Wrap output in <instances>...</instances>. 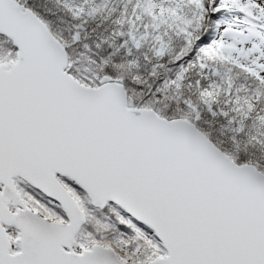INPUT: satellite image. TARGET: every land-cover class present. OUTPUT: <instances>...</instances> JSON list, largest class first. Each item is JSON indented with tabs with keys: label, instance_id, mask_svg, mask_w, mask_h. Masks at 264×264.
Returning <instances> with one entry per match:
<instances>
[{
	"label": "snow or ice",
	"instance_id": "snow-or-ice-1",
	"mask_svg": "<svg viewBox=\"0 0 264 264\" xmlns=\"http://www.w3.org/2000/svg\"><path fill=\"white\" fill-rule=\"evenodd\" d=\"M0 264H264V0H0Z\"/></svg>",
	"mask_w": 264,
	"mask_h": 264
}]
</instances>
